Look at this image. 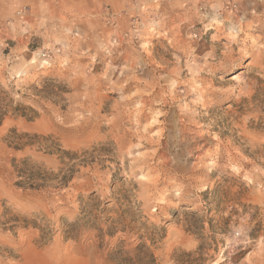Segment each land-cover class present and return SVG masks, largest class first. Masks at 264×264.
<instances>
[{"label": "rangeland", "instance_id": "rangeland-1", "mask_svg": "<svg viewBox=\"0 0 264 264\" xmlns=\"http://www.w3.org/2000/svg\"><path fill=\"white\" fill-rule=\"evenodd\" d=\"M172 0H0V264H264V17Z\"/></svg>", "mask_w": 264, "mask_h": 264}, {"label": "crops", "instance_id": "crops-1", "mask_svg": "<svg viewBox=\"0 0 264 264\" xmlns=\"http://www.w3.org/2000/svg\"><path fill=\"white\" fill-rule=\"evenodd\" d=\"M171 3L182 5L184 9L194 8L197 4H202V6L215 10H220L229 5H237L244 13L253 12L259 17H264V0H172Z\"/></svg>", "mask_w": 264, "mask_h": 264}]
</instances>
